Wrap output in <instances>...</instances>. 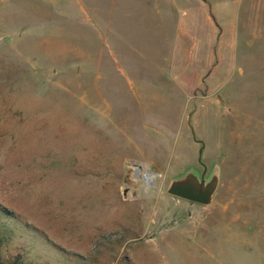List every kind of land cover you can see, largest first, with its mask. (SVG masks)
Listing matches in <instances>:
<instances>
[{"label":"rangeland","instance_id":"1","mask_svg":"<svg viewBox=\"0 0 264 264\" xmlns=\"http://www.w3.org/2000/svg\"><path fill=\"white\" fill-rule=\"evenodd\" d=\"M156 1L0 0L2 264H264V0L195 5L181 48ZM199 152L208 205L166 192Z\"/></svg>","mask_w":264,"mask_h":264},{"label":"water","instance_id":"2","mask_svg":"<svg viewBox=\"0 0 264 264\" xmlns=\"http://www.w3.org/2000/svg\"><path fill=\"white\" fill-rule=\"evenodd\" d=\"M197 163L200 165V170L188 167L172 177L167 183L166 192L191 203L208 205L218 187L219 172L215 166L208 169V166L201 160L200 152ZM144 176L150 178V172H144Z\"/></svg>","mask_w":264,"mask_h":264},{"label":"crops","instance_id":"3","mask_svg":"<svg viewBox=\"0 0 264 264\" xmlns=\"http://www.w3.org/2000/svg\"><path fill=\"white\" fill-rule=\"evenodd\" d=\"M163 1H161V3H159V1H156V3L152 5L153 9L152 11H150L149 14L153 18L157 19V26L165 27L166 18L174 17L176 13L174 12V9L177 7L182 9L183 15L181 19L175 22L177 29L179 28L177 31L180 33L179 35L174 36V41L172 40L173 44L169 45L172 48H177V47L181 48L180 45H177V44H181L180 34L183 33L186 34V36L188 35L187 41H190L191 38H190L189 28L191 24L192 26L196 27L195 19L197 17V9L195 5L200 4L202 7H204L207 2L212 3L213 0H166L168 2L167 9L164 8V5L163 6L161 5ZM237 2H239V0H237ZM149 14L146 15L149 16ZM211 24L212 23L210 20L209 25ZM184 48H188V46H184Z\"/></svg>","mask_w":264,"mask_h":264},{"label":"trees","instance_id":"4","mask_svg":"<svg viewBox=\"0 0 264 264\" xmlns=\"http://www.w3.org/2000/svg\"><path fill=\"white\" fill-rule=\"evenodd\" d=\"M17 217L14 215V213L2 206H0V248L3 242L6 244L7 240L14 235V230L8 226L7 222L8 220H16ZM18 223H21L19 219H17ZM25 226L24 224H22ZM27 227V226H26ZM9 264H32V263H25L23 259L15 255L14 257L8 259ZM0 264H2V261H0Z\"/></svg>","mask_w":264,"mask_h":264}]
</instances>
